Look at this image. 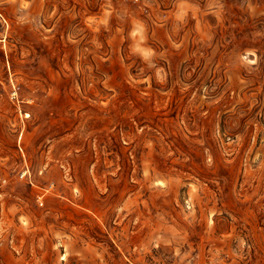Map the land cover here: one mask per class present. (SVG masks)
<instances>
[{
  "label": "rangeland",
  "instance_id": "obj_1",
  "mask_svg": "<svg viewBox=\"0 0 264 264\" xmlns=\"http://www.w3.org/2000/svg\"><path fill=\"white\" fill-rule=\"evenodd\" d=\"M0 264H264V0H0Z\"/></svg>",
  "mask_w": 264,
  "mask_h": 264
}]
</instances>
